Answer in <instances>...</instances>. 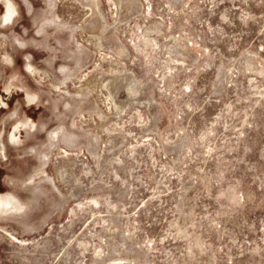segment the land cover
Wrapping results in <instances>:
<instances>
[{
    "label": "rangeland",
    "instance_id": "1",
    "mask_svg": "<svg viewBox=\"0 0 264 264\" xmlns=\"http://www.w3.org/2000/svg\"><path fill=\"white\" fill-rule=\"evenodd\" d=\"M99 1L0 28V264H264V0Z\"/></svg>",
    "mask_w": 264,
    "mask_h": 264
},
{
    "label": "bare ground",
    "instance_id": "2",
    "mask_svg": "<svg viewBox=\"0 0 264 264\" xmlns=\"http://www.w3.org/2000/svg\"><path fill=\"white\" fill-rule=\"evenodd\" d=\"M89 1H91L92 2V5H88V4H85V6L87 7L86 8V10L84 11V15L82 16V18L81 19H79V20H77V23H81L82 21H83V19L87 16V15H89V16H93V14H95L96 16H97V18L100 20H98L99 22H102V20L104 21V26L103 27H105V26H107V24H108V22L105 20V18H106V16H105V13H104V11H103V9L100 7V1L99 0H89ZM108 1V0H107ZM129 4L128 5H132L133 6V3H134V0H129V2H128ZM112 4H115V2H113ZM116 6L113 8V9H111V15L113 16V14H115V16H114V19H116V17H117V15L118 14H121V10H122V0H119V8H118V5L117 4H115ZM72 6H73V4H72ZM111 6V5H110ZM114 6V5H113ZM112 7V6H111ZM130 8V7H129ZM77 19V18H76ZM94 19V18H93ZM85 20V19H84ZM92 20V19H91ZM76 21V20H75ZM94 21V20H93ZM86 22V21H85ZM83 34V33H82ZM138 39H140L139 37H137ZM134 42V41H133ZM102 45V44H101ZM134 46L136 47V45L134 44ZM121 52H122V48H120V46H119V49H118V54L119 55H121ZM106 54V55H105ZM105 54L104 53H101L100 54V57L102 58V60L103 61H105V62H107V63H114V64H116V66L117 67H120L123 63H122V59H121V57L120 56H107L108 54L105 52ZM2 57H3V60L5 61V62H10L11 61V57H10V55L8 54V53H4V54H2ZM106 57H108V58H106ZM26 59V58H25ZM27 59H28V57H27ZM94 65H96V62H95V64ZM100 65V64H99ZM26 66H31V64H30V62H27L26 63ZM111 69H108V70H104L103 69V67L101 68H99V71H100V73H106V72H108V71H110ZM112 71V70H111ZM99 73V74H100ZM32 74L34 75V76H38V74H39V71H36L34 68L32 69ZM39 78H40V76H39ZM14 87V86H13ZM16 88V87H15ZM103 88L108 92V94H110V93H113V91H115L116 90V87L113 85V83L112 82H108L107 84L105 83L104 85H103ZM14 89V88H13ZM97 89H98V91H99V93L102 95V97H103V100H104V105H106V109L108 110V111H110L111 112V107H110V102L108 101V98H106V96H103V94H105L104 92H103V89H102V86H97ZM27 97V99L29 100V102H31L32 101V99L34 98V96H31V95H27L26 96ZM118 106V110H120L121 109V105H117ZM52 133V135L53 134H56L57 133V130H54V131H52L51 132ZM57 135V134H56ZM68 135V134H67ZM69 136V135H68ZM69 143V142H68ZM1 151H2V149H1ZM2 153V152H1ZM63 153L65 154L66 152L65 151H63ZM94 203H97L96 202V200L94 199V200H92ZM13 204H14V199H13V197L12 196H10V195H5V196H0V214H4V213H8L9 211H11L12 209H13ZM21 243V245L22 246H25V243L24 242H20ZM116 264H120V263H116Z\"/></svg>",
    "mask_w": 264,
    "mask_h": 264
},
{
    "label": "clouds",
    "instance_id": "3",
    "mask_svg": "<svg viewBox=\"0 0 264 264\" xmlns=\"http://www.w3.org/2000/svg\"><path fill=\"white\" fill-rule=\"evenodd\" d=\"M44 2V0H43ZM23 5L26 13L28 16H32V13L34 11L33 5L30 2V0H19V3L17 0H0V7L3 8V12L0 13V28H8L15 26L17 23H19L20 19H22L21 12H20V5ZM23 32L27 34V29H23ZM14 63V61H13ZM35 66H26L25 71L28 72L29 76L32 75V69ZM2 91V90H0ZM14 95L12 92H4L3 96H0V109H7L8 103L7 101L11 99V97ZM34 98L31 102L27 99V97L23 96V103L25 108H41L43 106L42 102H40V97L37 93H33ZM20 102L17 101L16 105ZM15 110V108L13 109ZM25 117L29 122H31L33 125L36 124L37 121L30 118L26 113L24 114ZM17 126L13 124V128H16ZM23 132V129H19L16 133H12L11 131L8 133V143L12 146H16L13 143V135H15L18 139L20 138V133ZM6 192L0 193V196L5 195Z\"/></svg>",
    "mask_w": 264,
    "mask_h": 264
}]
</instances>
